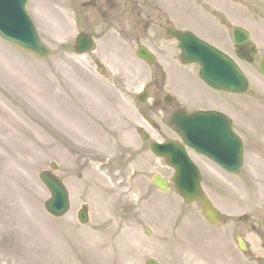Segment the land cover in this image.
<instances>
[{"label":"rangeland","instance_id":"1","mask_svg":"<svg viewBox=\"0 0 264 264\" xmlns=\"http://www.w3.org/2000/svg\"><path fill=\"white\" fill-rule=\"evenodd\" d=\"M191 2L188 28L231 55L255 92L219 95V107L229 112L244 142L239 175L192 156L224 223L211 226L198 203L186 204L174 187L163 193L152 184L156 174L173 181L174 170L135 131L143 107L136 98L149 83L141 65L111 57L104 59L105 75L97 73L96 54H74L71 0H30L29 13L53 55L37 60L0 39V264H145L150 258L161 264H264V0H212L220 11ZM237 27L251 32L253 60L237 56ZM177 75L180 92L183 74ZM10 80L24 88L16 90ZM35 92L40 110L23 111L11 99ZM201 92L200 106L209 107L211 97ZM154 118L161 126L157 138H176L164 113ZM52 163L71 195L72 210L64 218L44 208L50 194L39 174ZM120 184L134 190L130 198L120 197ZM83 207L90 213L87 225L77 220ZM237 236L249 243V258L238 249Z\"/></svg>","mask_w":264,"mask_h":264},{"label":"flooded vegetation","instance_id":"2","mask_svg":"<svg viewBox=\"0 0 264 264\" xmlns=\"http://www.w3.org/2000/svg\"><path fill=\"white\" fill-rule=\"evenodd\" d=\"M191 1L71 0L77 36L87 34L93 38L95 42L93 53L97 55L93 63L98 69L102 70L101 62L111 57L119 59L124 64L141 65L140 74L146 77L150 87L145 91H149L148 96L151 98V103L142 106L154 116L162 112L170 117L175 111L188 112L192 107L198 110V103L201 102V99L196 97L200 93L189 72L184 73V86L179 89L180 92H177L178 88L168 85V81L176 76L177 63L180 65V70L186 68L180 61L177 33L191 32L203 39L199 33L188 28L187 17L190 13ZM199 1L201 4H209L211 11L221 10L212 3V0ZM213 16H216L215 12ZM220 23L226 25L227 19L222 17ZM232 42H234V32ZM235 50L239 56V52L242 51L241 56H245L244 58L249 54L247 45L235 46ZM186 87L193 91L192 96L187 94ZM205 89L211 97L210 101L208 100L211 108L206 109H220L222 97L219 96V92L207 87ZM144 128L149 133H161L158 121H153L145 115L141 117L138 132L140 133ZM177 136L180 141L179 135Z\"/></svg>","mask_w":264,"mask_h":264},{"label":"water","instance_id":"3","mask_svg":"<svg viewBox=\"0 0 264 264\" xmlns=\"http://www.w3.org/2000/svg\"><path fill=\"white\" fill-rule=\"evenodd\" d=\"M28 0H0V36L21 47L37 58L43 59L50 55L49 49L43 44L38 32L26 12ZM182 42L183 56L187 62L198 63L201 66V78L210 86L228 92L242 94L246 92L248 83L227 57L190 35H179ZM247 37V36H245ZM79 52L90 48V40H78ZM264 74V61L261 63ZM172 124L182 134L187 146L198 153L208 156L228 172H239L243 164V149L239 139L233 134L230 122L217 114L185 113L175 115ZM152 150L164 157L169 166L176 170L175 186L179 195L187 202L198 200L206 218L213 225L221 222L218 212L204 196L200 187V173L192 164L183 147L169 142L165 145H152ZM41 181L51 192V199L45 203V208L54 217L64 216L70 209L69 195L64 185L53 175L42 173ZM154 184L163 191H168L167 183L160 177L154 178ZM82 223L88 222L85 212L79 214ZM239 246L244 249L240 239ZM146 264H159L148 260Z\"/></svg>","mask_w":264,"mask_h":264},{"label":"bare ground","instance_id":"4","mask_svg":"<svg viewBox=\"0 0 264 264\" xmlns=\"http://www.w3.org/2000/svg\"><path fill=\"white\" fill-rule=\"evenodd\" d=\"M8 83L10 84L11 87L15 88L16 90H21V88H24L23 86L19 85V84H14L13 83V80H10L8 81ZM39 86V85H38ZM18 92V91H17ZM23 95L24 98L22 97H18V98H15L16 96L13 95L11 97V99L13 100V103L14 105H16L17 107L16 108H20L21 110H30V109H37V110H40L41 107H40V94H38L37 92H35V94H23V93H20ZM99 171H102V169L99 168ZM103 176H105L104 174H99V178L101 180H104ZM102 182V181H101ZM118 191V194L120 195V197L122 198H130V196L133 194L132 191L134 190H131L130 192L127 191V189L125 188V186H122L121 184L116 186L115 187ZM112 189V188H110ZM71 264H75L74 262L72 261H69Z\"/></svg>","mask_w":264,"mask_h":264}]
</instances>
